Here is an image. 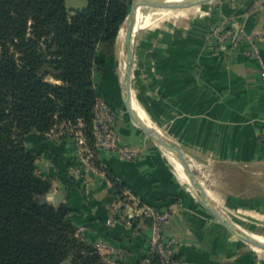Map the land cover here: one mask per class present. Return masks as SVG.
Listing matches in <instances>:
<instances>
[{
    "label": "crops",
    "instance_id": "0c3cea01",
    "mask_svg": "<svg viewBox=\"0 0 264 264\" xmlns=\"http://www.w3.org/2000/svg\"><path fill=\"white\" fill-rule=\"evenodd\" d=\"M141 16L140 9L131 77L134 102L153 128L180 144L223 214L240 227L264 231V0H224L153 27ZM222 23L231 31L226 40L214 32ZM254 49L260 60L250 54ZM123 66L115 49L101 76L95 69V82L114 108L121 140L141 153L125 158L100 149L101 162L135 196L171 212L163 232L175 240L177 255L193 264H264V250L215 218L167 147L122 109ZM25 143L38 155L39 172L63 194L60 204L69 206L68 219L85 240L107 244L104 253L113 263L137 264L148 256L151 222L130 214L127 220L111 179L90 161L91 154L82 152L73 133L31 131Z\"/></svg>",
    "mask_w": 264,
    "mask_h": 264
},
{
    "label": "trees",
    "instance_id": "16d2710c",
    "mask_svg": "<svg viewBox=\"0 0 264 264\" xmlns=\"http://www.w3.org/2000/svg\"><path fill=\"white\" fill-rule=\"evenodd\" d=\"M130 3L89 0L88 7L69 10L65 0H0V264H108L68 219L65 202L42 201L52 180L39 172L25 136L80 127L82 150L88 148L119 198L133 202L127 185L99 159L93 135L101 94L95 67L114 53ZM149 258L167 264L159 254Z\"/></svg>",
    "mask_w": 264,
    "mask_h": 264
},
{
    "label": "built area",
    "instance_id": "2783aa9c",
    "mask_svg": "<svg viewBox=\"0 0 264 264\" xmlns=\"http://www.w3.org/2000/svg\"><path fill=\"white\" fill-rule=\"evenodd\" d=\"M214 32L220 40H226L230 37L231 31L227 29V24L216 25ZM241 36L237 35L236 40ZM252 56L260 60L259 51L254 49L250 52ZM264 77V72H262ZM93 135L95 145L100 149L112 150L125 158H135L141 153L140 148L131 146L121 140L120 134L115 124V111L109 104L107 99L98 95L93 120ZM261 137L264 140V126L261 131ZM76 141L80 149L85 145V137L82 132L76 135ZM130 199L123 200L121 203L126 208V216L130 214L131 217H137L141 222L150 221L153 226V236L148 257L145 263H150L149 256L151 254H159L164 262L167 264H193L185 257L179 256L174 252L175 240L171 237H166L163 228L167 220L171 216V212L167 209H162L156 205L142 200L139 196L131 195ZM131 217H126L129 220ZM99 249H108L107 244L102 241L95 243Z\"/></svg>",
    "mask_w": 264,
    "mask_h": 264
},
{
    "label": "water",
    "instance_id": "95a60500",
    "mask_svg": "<svg viewBox=\"0 0 264 264\" xmlns=\"http://www.w3.org/2000/svg\"><path fill=\"white\" fill-rule=\"evenodd\" d=\"M66 5L71 10V8H86L89 5V0H65ZM210 0H179V1H167V0H131L129 12L124 21V25L121 29H124L125 33L123 36L122 46L125 52V70L122 77V98L133 122L139 126L143 131H145L153 140L160 143L167 148L175 151L182 164L184 165L191 183L197 192L200 201L204 206L211 212V214L217 218L223 225H225L234 235H236L241 240L264 250V242L254 238L243 228L229 219L223 212H221L210 200L207 192L201 181L199 180L195 170L191 166L190 162L186 158L180 144L173 138L166 136L157 129L149 126L141 120L135 109L133 108V94H132V64L134 60V43L136 38L133 36V25L135 12L141 9L143 6H151L157 8H184L199 5L201 3ZM120 29V31H121ZM135 38V39H134ZM62 193L55 192L54 188H51L49 192L41 197L42 201H49L54 203L56 206L60 205L62 200ZM66 264H70L67 262Z\"/></svg>",
    "mask_w": 264,
    "mask_h": 264
},
{
    "label": "rangeland",
    "instance_id": "374dc122",
    "mask_svg": "<svg viewBox=\"0 0 264 264\" xmlns=\"http://www.w3.org/2000/svg\"><path fill=\"white\" fill-rule=\"evenodd\" d=\"M221 1H224V0H210V1H207L204 3H201L199 5H195V6H191V7H184V8H157V7H151V6H143L141 8V14H142L141 18H142V22L145 23V25H147L148 27H153V25L157 21H161V20L163 21L166 19H169V20L170 19H178V18L183 17V16L191 15L196 10L199 11V10H201V8L203 9L206 6L218 4ZM124 33H125V31H124V29H122L120 36H118V38H117V43H116V48H115L116 49V55L118 56V59L120 61V68L122 66V60H125V52H124V48L122 46ZM140 33L141 32H139L137 34V41L139 40V37L141 35ZM137 41L135 43H137ZM104 67H105V64L104 65H101V64L96 65V67H95V69L97 71L96 74L101 76L103 71H104ZM51 79H53V78H51ZM96 79L98 80V77H96ZM99 90H100V88H99ZM100 92H101V90H100ZM100 95L104 96L102 94V92ZM121 107H122V109L126 110L124 101H122ZM68 127L69 128L60 126L59 128H63L65 130H67L68 132L73 133L75 136L79 132H82V129L78 126L68 125ZM82 152L83 153H89L88 148H84L82 150ZM242 228L246 229L245 226H242ZM246 230L250 233H253V234H264V231H262L260 228H257L256 232L250 231V230H248V228ZM258 249H260V248H258ZM99 250L105 255L106 261L108 262V264H114L113 262L108 260L107 254L104 253V251H105L104 249H99ZM260 250H263V249H260Z\"/></svg>",
    "mask_w": 264,
    "mask_h": 264
},
{
    "label": "bare ground",
    "instance_id": "6f19581e",
    "mask_svg": "<svg viewBox=\"0 0 264 264\" xmlns=\"http://www.w3.org/2000/svg\"><path fill=\"white\" fill-rule=\"evenodd\" d=\"M139 10H137L135 12V16H134L133 36L135 38H137V34H138V31H139ZM134 46H135V43H134ZM124 70H125V60H124V66H123L122 74L124 73ZM132 104H133V108L135 109V111L137 112V114L139 115V117L141 118V120L143 122H145L146 124H148L149 126H152L153 127L154 124L152 122H150V119L144 115V113L141 110V108L138 105V103L137 102H134V100H133ZM166 150L169 152V154L172 156L173 160L175 161V163L179 167V169H180V171H181L184 179L187 180V181H189V182H191L190 177H189V175H188V173H187L184 165L182 164V162H181L178 154L175 151L171 150V149L166 148ZM243 230H245V232H247L248 234H250L254 238L260 240L261 242H264V234H253V233L248 232L244 228H243Z\"/></svg>",
    "mask_w": 264,
    "mask_h": 264
}]
</instances>
